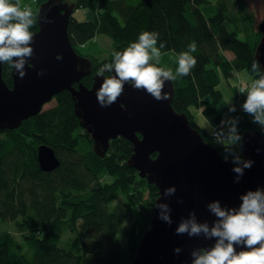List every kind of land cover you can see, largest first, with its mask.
Here are the masks:
<instances>
[{
    "label": "trees",
    "instance_id": "16d2710c",
    "mask_svg": "<svg viewBox=\"0 0 264 264\" xmlns=\"http://www.w3.org/2000/svg\"><path fill=\"white\" fill-rule=\"evenodd\" d=\"M36 1L38 8L45 0ZM206 3L208 0H76L75 6L88 8L94 16L83 21L71 16L67 32L74 49L83 56L80 49L94 44L96 35L108 36L112 47L103 65L112 64V53L137 42L145 31L158 33L157 48L161 43L165 45L160 48L162 54L173 52L178 58L195 42L197 51L191 54L197 64L188 76L173 81L172 106L184 112L189 123L199 129L206 142L217 146L223 157L233 155L240 161L243 155L216 145L213 135L195 123L189 108L202 107L212 125L221 123L217 105L222 94L217 87L223 73L236 70L245 71L251 78L264 77L254 60L261 34L246 0H220L209 16L200 8ZM222 5L232 20L225 22ZM31 11L33 24L28 30L32 33L38 23L37 10ZM219 46L231 51L233 59L219 55ZM91 62L90 74L81 79L88 87L101 66L93 58ZM254 62L258 64L256 70L252 69ZM150 63L156 64L154 60ZM12 65L13 61H2V78L9 87ZM233 122L236 135L256 129L237 111H233ZM80 128L71 94L62 91L55 95L52 107L23 120L14 129L0 130V221H18L23 232L20 243L10 232H0V264H131L153 215L157 187L128 166L127 159L133 152L131 142L121 136L111 139L107 153L101 157L86 152L87 147L83 151L84 144H93V139L85 129L83 139L74 138L72 132ZM38 141L48 143L57 155L59 164L52 171L39 167L35 152ZM103 176L110 178L111 184H101ZM144 189H148L147 197ZM119 196L126 203L111 206ZM131 206L141 208V222L126 231L124 223ZM66 231L71 236L67 247L61 245ZM121 233L132 238L123 243L117 237ZM85 234L93 236L86 241Z\"/></svg>",
    "mask_w": 264,
    "mask_h": 264
},
{
    "label": "water",
    "instance_id": "95a60500",
    "mask_svg": "<svg viewBox=\"0 0 264 264\" xmlns=\"http://www.w3.org/2000/svg\"><path fill=\"white\" fill-rule=\"evenodd\" d=\"M75 7V3L64 1L59 10L52 0L39 5V28L32 33V41L22 45L31 47L32 54L22 57V68L14 66L21 58H12L11 87L2 78L0 61V130L18 127L53 96L70 91L75 114L91 135L97 152L104 155L111 139L124 137L133 145L128 166L157 187L153 215L131 264H194L201 251H210L220 240L211 230L223 218L217 216L212 205L233 214L239 212L243 197L257 192L264 203V133L257 129L242 133L239 142L243 157L238 163L232 157H223L217 146L206 142L199 129L189 123L184 112L173 108L174 85L166 79L162 95L168 93L167 100L157 101L146 90L135 89L133 82H125L117 101L102 107L96 93L105 79L116 75L115 69L108 76L95 74L91 87L81 83L91 72V60L77 53L68 36L67 26ZM258 30L261 36L254 59L264 74V16ZM42 149L39 167L52 171L59 164L55 151ZM247 161L253 162L251 168L244 167ZM236 167L242 173L235 172ZM170 188L175 191L165 194ZM162 214L171 223L161 219ZM182 223L188 224V231L178 234ZM193 223L206 225L208 232L201 229L189 235ZM234 248L237 253L249 250L243 241Z\"/></svg>",
    "mask_w": 264,
    "mask_h": 264
},
{
    "label": "clouds",
    "instance_id": "9594fccd",
    "mask_svg": "<svg viewBox=\"0 0 264 264\" xmlns=\"http://www.w3.org/2000/svg\"><path fill=\"white\" fill-rule=\"evenodd\" d=\"M13 21L17 22L13 23ZM32 24L30 8L21 10L18 0L16 4L10 3V0H0V61L10 62L13 57H20L21 59L14 66L23 67L22 57L30 56L33 51L31 47L22 46L32 41L33 34L28 30ZM157 40L158 33L145 31L139 35L137 42L131 43L123 52L112 53L113 63L105 64L99 69L101 76L106 69L111 71L113 67L116 74L105 79L96 93L102 107L117 101L123 93L125 82H133L132 86L135 89L146 90L157 101L167 100L168 93L162 95L164 80L174 81L191 73L197 64L196 58L191 54L197 51L195 42L188 45V51L180 53L178 67L173 74L171 69L156 66L160 63V48L165 46L161 43L160 48H157ZM153 59L156 64L150 63ZM257 68L258 64L254 62L252 69ZM20 75L23 76L24 73L21 72ZM243 107L246 112L255 114L256 120L264 124V77L251 85ZM238 139V136L234 137L233 142ZM252 163L247 161L244 167L251 168ZM234 171L242 173L239 167ZM174 191V188H170L165 194ZM161 207L166 208L167 205ZM211 207L217 216L223 218L221 224L211 230V234L220 237V240L210 251L202 252L195 259L194 264H264V203H261L259 192L249 193L243 197L239 212L233 214L226 213L215 204ZM161 219L171 223L165 214L161 215ZM201 229L205 233L208 232L206 225L193 223L189 235L199 233ZM176 231L178 234L187 232L188 224L182 223ZM225 239L228 241L227 244L224 243ZM241 241L249 250L237 253L234 244ZM258 244L259 247H255ZM176 251L178 252L179 249L177 248Z\"/></svg>",
    "mask_w": 264,
    "mask_h": 264
},
{
    "label": "rangeland",
    "instance_id": "374dc122",
    "mask_svg": "<svg viewBox=\"0 0 264 264\" xmlns=\"http://www.w3.org/2000/svg\"><path fill=\"white\" fill-rule=\"evenodd\" d=\"M64 1H67L68 3H75L76 0H64ZM215 1L216 0H208V5L206 7L204 5H202L200 8L202 10H204L205 12H208L210 10L211 14H213L217 10V6H218V3L220 2V0H217L216 2ZM18 2H19V5L23 9L30 8L31 10H37V13H38L36 0H18ZM246 2H247V5H248L251 13L253 14V16L256 20L255 22H256V26H257L258 23L262 20V18L264 16V0H246ZM71 16H74L79 21H83V20H86L88 18H93L94 13L91 12L90 10L88 11L84 8H75L74 11L72 12ZM92 42L94 44H90V43L86 44V46L81 48L80 50L86 54L90 52L91 54H89V55L91 58L94 59V62L97 64L101 63V66H102L103 65L102 61L104 60V58L106 57V55L108 54V52L110 51V49L112 47V40L104 34H98L92 39ZM79 55H81V54H79ZM81 56H83V55H81ZM153 60L155 61V59H153ZM177 60H178V57L173 52H167V53H163V54L161 53L160 63L158 64V66L165 68V69H171L174 72L176 70V67H177L176 66ZM91 66H92V62H91ZM234 71H236V70H234ZM244 73L247 76L249 75L245 71H244ZM232 77H236V79H232ZM258 79L250 78V80L248 82H251L253 80H258ZM236 80H238V78L234 72H233L232 76H229V79L221 78L220 83L218 84L217 88L220 90V92L222 94V100L218 103L217 107L221 103H222L221 108L223 107V105H224V107H226V106L230 105L231 102H233L234 111L239 112L241 116L245 117V119H247L252 124H255V127L257 130L264 131V124H262L260 121L256 120L255 114L246 112L244 107L242 106V103L244 105V103L246 101L244 99H247V97H245V96L248 94V91L250 90V88L245 89L246 94L244 97L241 96V94L239 92L237 94V92H235V89H237L238 85H240V83H242L245 80L239 79L238 82H236ZM235 82H236V84H235ZM230 86H233L234 89L232 88L233 89L232 90ZM232 96H233V99L235 102L232 100V98H231ZM225 103H226V105H225ZM54 104H55V100L51 99L50 101L43 104L42 109H47L49 107H52ZM189 110L191 111V113L194 117L195 123L200 128L206 130V133L209 136L213 135V132L215 130L219 133V135L222 137L221 138L222 140H220V138H214V142L216 145L229 147L233 151L232 154H235L237 156H239L241 154L240 153V142L238 140H235L233 142V138L236 136L239 137L240 133L236 135V128H235V125L233 122V112L231 109L229 110V108H228L225 111L220 112L222 114V121L219 125L222 124V126H220L222 129L218 128L219 125H217V126L212 125L205 118V116L202 113V107H198V106L193 105L189 108ZM229 130L231 131V133ZM82 133L84 135V130ZM83 135H81V137H80L81 139H83L85 137ZM85 147H88V145L84 144L83 151L85 150ZM152 155L155 156V153H153ZM232 157H233V155H232ZM233 158L237 159V157H233ZM103 179L109 180L110 178L103 176ZM147 196H148V189H144V197H147ZM117 202H119L120 204L126 203L125 199H123L122 196H119L114 202H112L111 206L114 207V205ZM140 209H139V207H132V206L130 207L129 215L125 219V223H124L125 230L137 228L138 226H140V222H141ZM2 231L10 232V234H12V237L16 243H20L22 241L21 234L23 232L18 227V221H11V222H1L0 221V232H2ZM122 235L126 236L125 234H122ZM92 236L93 235H91V234H85V235H83V238L86 241H88V240H90V238H92ZM70 239H71V236H70L69 232L66 231L61 236V245L67 247L69 242H70ZM122 242L124 243L125 241L122 240Z\"/></svg>",
    "mask_w": 264,
    "mask_h": 264
},
{
    "label": "bare ground",
    "instance_id": "6f19581e",
    "mask_svg": "<svg viewBox=\"0 0 264 264\" xmlns=\"http://www.w3.org/2000/svg\"><path fill=\"white\" fill-rule=\"evenodd\" d=\"M45 1H47V0H45ZM45 1H43V2H45ZM59 1V2H58ZM62 1V2H61ZM52 0V4L53 5H59V10H62V6H64V0ZM43 2H41V3H43ZM40 3V4H41ZM75 5H76V1H75ZM202 5H204L205 7L208 5V3H206V4H202ZM201 5V6H202ZM200 6V7H201ZM76 8H84V7H77L76 6ZM84 9H86V10H88V8H84ZM221 9H223L224 11H225V22H228V21H230V20H232V18H230V15H229V13H228V10L222 5L221 6ZM204 11V10H203ZM204 14L206 15V16H209V15H211V12H210V10L208 11V12H205L204 11ZM71 17V16H70ZM69 21H70V19H69ZM69 24V23H68ZM39 28V26L37 27V29ZM67 28H68V26H67ZM239 36V35H238ZM240 37V36H239ZM225 52H228L229 54H232L233 55V53L231 52V51H228V49H224V48H222V47H218V54L219 55H222L223 57H224V53ZM89 54H91L90 52L89 53H85L84 54V56L83 57H85V58H88L89 60H91V57H90V55ZM255 60V59H254ZM256 61V60H255ZM257 62V61H256ZM103 66V65H102ZM102 66H100V68L102 67ZM99 68V69H100ZM107 70V69H106ZM106 70H105V72H106ZM228 74H231V75H233V72H232V70H229L228 72H227ZM242 85L243 86H245V85H247L248 87L250 86V82H246V81H243L242 82ZM240 91V94H241V96H245V94H246V91L245 90H243V89H240L239 90ZM229 108V110L231 109L232 110V112L234 111V107H232V106H227L225 109H228ZM44 110H46V109H41L39 112H42V111H44ZM24 120H26V119H24ZM23 121V120H22ZM22 123V122H21ZM81 130H79V129H75L73 132H72V135L74 136V138H79L83 133V129L82 128H80ZM36 150H35V152H36V159H37V161H38V164L40 163V159H41V155H40V152L42 151V152H44V150L42 149V147H48V148H51V149H53L48 143H46V142H43V141H38L36 144ZM42 146V147H41ZM64 146L65 147H67L68 145L67 144H64ZM108 149H109V147L106 149V151H105V153H104V155H101V154H99L98 152H97V150H96V148H95V146L93 145V144H91V145H89L88 147H87V149H86V152H92L93 154H95V155H99V156H101V157H104L105 156V154L107 153V151H108ZM54 150V149H53ZM40 151V152H39ZM99 182L101 183V184H111V179H109V180H106V179H101L100 178V180H99ZM110 206V205H109ZM148 226V225H147ZM130 230V229H129ZM126 231H128V230H126ZM122 234H124V233H121L120 235H118L117 237L119 238V239H121V240H123V241H125V242H128V241H130V239L132 238V237H129V236H127L126 234V236H124V235H122Z\"/></svg>",
    "mask_w": 264,
    "mask_h": 264
},
{
    "label": "crops",
    "instance_id": "0c3cea01",
    "mask_svg": "<svg viewBox=\"0 0 264 264\" xmlns=\"http://www.w3.org/2000/svg\"><path fill=\"white\" fill-rule=\"evenodd\" d=\"M224 55H225V58L227 59V60H232L233 59V55H231V54H229L228 52H225L224 53ZM232 72H234L235 74H236V76H237V78H238V80L239 79H243V80H245L246 82L247 81H249L250 80V76L248 75H246L245 73H244V71H234V70H232ZM229 76H232L231 74H228L227 72L226 73H223V75L221 76V78H226V79H229ZM232 79H236V77H232ZM238 80H236V82H238ZM242 81V80H241ZM236 82H235V84H236ZM235 86V85H234ZM231 87V89L233 88V86H230ZM234 89V88H233ZM232 89V90H233ZM248 95V94H247ZM247 95L245 96V97H247ZM232 98V100L234 101V99H233V96L231 97ZM244 100H246V99H244ZM235 102V101H234ZM221 105H222V103L217 107L218 108V110H219V112H222V111H225L226 109V107H224V105H223V107L221 108ZM225 105H226V103H225ZM229 106V105H228ZM230 106H232L233 107V102H231V104H230ZM242 106H243V103H242ZM217 126V125H216ZM220 126H222V124L221 125H219V127L218 128H221ZM222 129V128H221ZM230 131V130H229ZM230 133H231V131H230ZM230 135V134H229ZM220 140H222L221 138H220ZM234 149V148H233Z\"/></svg>",
    "mask_w": 264,
    "mask_h": 264
},
{
    "label": "built area",
    "instance_id": "2783aa9c",
    "mask_svg": "<svg viewBox=\"0 0 264 264\" xmlns=\"http://www.w3.org/2000/svg\"><path fill=\"white\" fill-rule=\"evenodd\" d=\"M255 81H256V80L251 81L249 87H248L247 85L243 86L242 83H240V85H238L237 92L240 93V91H239L240 89L245 90L246 88H250L251 85H252ZM213 137H214V138H222L216 130H215L214 133H213Z\"/></svg>",
    "mask_w": 264,
    "mask_h": 264
},
{
    "label": "flooded vegetation",
    "instance_id": "af4514ba",
    "mask_svg": "<svg viewBox=\"0 0 264 264\" xmlns=\"http://www.w3.org/2000/svg\"><path fill=\"white\" fill-rule=\"evenodd\" d=\"M91 70H92V66H91ZM109 72H110V71L106 70V72H104L103 75L108 76V75H109ZM95 74H99V71H97ZM95 74H94V75H95ZM11 75H12V69H11ZM88 75H89V74H88ZM5 83H6V82H5ZM81 83H82V82H81ZM12 84H13V79L11 80V86H12ZM73 85H74L75 87H77V86H76L77 83H74ZM84 85H85V84H84ZM85 86H86V85H85ZM87 87H88V86H87ZM90 87H91V86H90ZM63 91H68V90H63ZM61 92H62V91H61ZM69 92H70V91H69ZM56 95H57V94H56ZM53 99L55 100V97H54V96L52 97V100H53ZM77 118H78V117H77ZM78 120H79V119H78ZM79 123H80V122H79ZM83 129H85V128H83ZM90 136H91V135H90ZM56 156H57V155H56ZM233 160H234L236 163H238V162H237L238 160H237L236 158H233Z\"/></svg>",
    "mask_w": 264,
    "mask_h": 264
}]
</instances>
